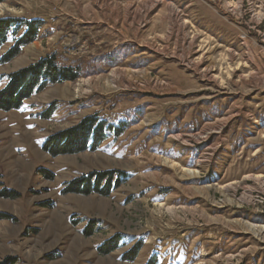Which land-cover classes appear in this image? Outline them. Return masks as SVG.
<instances>
[{
    "label": "rangeland",
    "instance_id": "1",
    "mask_svg": "<svg viewBox=\"0 0 264 264\" xmlns=\"http://www.w3.org/2000/svg\"><path fill=\"white\" fill-rule=\"evenodd\" d=\"M2 17L43 23L0 90L50 55L79 76L0 109V262L264 264V0H0ZM93 115L112 127L95 147H44ZM100 172L128 177L73 191Z\"/></svg>",
    "mask_w": 264,
    "mask_h": 264
},
{
    "label": "trees",
    "instance_id": "2",
    "mask_svg": "<svg viewBox=\"0 0 264 264\" xmlns=\"http://www.w3.org/2000/svg\"><path fill=\"white\" fill-rule=\"evenodd\" d=\"M11 19L0 18V49L5 45L9 39L14 40V44L0 57V63L8 62L15 58L21 51V48L33 41H35L42 28V20L40 19ZM24 32L18 37L17 34L22 28ZM78 72L67 66H58L56 64L55 56L50 55L39 61L16 71L8 76L6 85L0 90V109L10 110L19 108L24 100L28 99L34 92L40 91L45 87L46 82H64L65 80H76ZM112 130L106 121L99 118L97 115L88 116L84 118L77 126L67 130L63 135L54 136L46 141L44 144L47 150L53 151L55 154L59 152H79L87 149L89 144L91 148L100 143L102 139L107 136V133ZM61 138H63L61 140ZM65 143L67 147H63ZM117 179L113 182V176L107 173H93L84 177L77 182L82 181L81 185L85 189H81L78 185L73 188L74 192L89 193L99 187L103 178L107 179L105 187L99 189V193L108 195L110 190L120 181L125 180L128 176L124 172H115ZM94 179V181H93ZM93 181V182H92ZM76 182V183H77ZM93 189V190H92ZM72 190V188L70 189ZM138 246L135 247L137 249ZM101 252H108L104 247L100 248ZM10 258H6L0 264H13ZM151 261V264H155Z\"/></svg>",
    "mask_w": 264,
    "mask_h": 264
},
{
    "label": "bare ground",
    "instance_id": "3",
    "mask_svg": "<svg viewBox=\"0 0 264 264\" xmlns=\"http://www.w3.org/2000/svg\"><path fill=\"white\" fill-rule=\"evenodd\" d=\"M192 37V36H191ZM192 38H194V37H192ZM210 70H211V68H208V67H205L204 69H202V71H204V72H206V73H210ZM117 78V74H116V72H113V73H111L110 74V77L109 78H106L107 79V82L109 83V82H112L114 79H116ZM188 173L189 174H192V172L191 171H188ZM194 174V173H193ZM249 178H251V179H255L256 181H255V184L257 183L258 185H261V186H263L264 187V178L262 177V176H254V177H249ZM234 185H229L228 187H233ZM228 187H220L221 189H227ZM250 187V186H249ZM249 187H247L246 189H252L251 187L249 188ZM263 190H264V188H263ZM246 197V196H245ZM245 226V225H244ZM248 228L250 229V230H252V231H258L259 233H262V234H264V227H259V226H256V225H249L248 226ZM248 229V230H249ZM257 232V233H258ZM260 236V235H259ZM262 237V236H261ZM264 237V236H263Z\"/></svg>",
    "mask_w": 264,
    "mask_h": 264
},
{
    "label": "crops",
    "instance_id": "4",
    "mask_svg": "<svg viewBox=\"0 0 264 264\" xmlns=\"http://www.w3.org/2000/svg\"><path fill=\"white\" fill-rule=\"evenodd\" d=\"M116 32H118V31H116ZM120 32H122V31H119V33ZM193 40V39H192ZM202 72H204V71H202ZM207 75H210V74H207ZM214 77V76H213ZM222 127H221V125H216L215 127L213 126V128H212V130H214V131H216V132H220V129H221ZM235 148V147H234ZM261 259V258H260ZM207 264H212V263H207ZM250 264H252V263H250Z\"/></svg>",
    "mask_w": 264,
    "mask_h": 264
}]
</instances>
